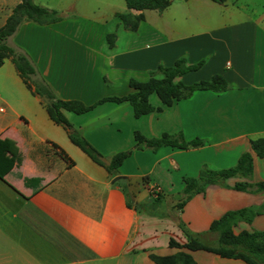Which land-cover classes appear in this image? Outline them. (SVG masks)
<instances>
[{"label":"crops","instance_id":"obj_1","mask_svg":"<svg viewBox=\"0 0 264 264\" xmlns=\"http://www.w3.org/2000/svg\"><path fill=\"white\" fill-rule=\"evenodd\" d=\"M19 1L0 0V26ZM73 1L47 6L61 20L42 25L24 20L7 38L26 49L56 98L90 105L123 96L130 79L145 81L157 65L177 58L201 64L176 80L190 84L218 74L227 88L195 90L138 117L126 100L102 101L80 114L63 110L104 163L128 152L110 174L70 141L4 58L0 143L13 145L7 155H18L19 161L0 178V264H157L152 256L180 251L194 264H247L176 244L188 235H206L212 220L243 207L259 213L250 223L239 221L233 232L264 230V156L249 147V139L264 136V0H170L161 10L128 8L123 0L97 14L71 12ZM117 13L141 18L131 29ZM153 94L147 101L158 107ZM134 131L146 138L180 132L202 143L136 149ZM242 152L251 154L250 176L218 179L176 206L183 176H195L203 165L230 167ZM129 163L135 171L126 169ZM116 175L124 176L122 184L111 182ZM238 182L248 190L233 188ZM257 183L263 187L249 190ZM151 184L160 189L158 202H167L163 215L138 208L152 199L146 189Z\"/></svg>","mask_w":264,"mask_h":264},{"label":"trees","instance_id":"obj_2","mask_svg":"<svg viewBox=\"0 0 264 264\" xmlns=\"http://www.w3.org/2000/svg\"><path fill=\"white\" fill-rule=\"evenodd\" d=\"M221 3L223 0H212ZM126 7L133 9H156L161 10L166 7L170 0H124ZM118 18L124 25L134 29L140 15L134 19H129L127 13H117ZM62 19L55 9L46 8L36 4L33 0H20L6 17L0 26V65L4 58H9L14 68L26 86V88L38 98L46 96L49 103H44L49 118L55 123L61 125L67 132L70 141L84 152L93 162L104 167L110 174L115 173V169L121 164L128 155L127 151H120L113 154L107 163H104L98 152L68 123L63 115V110L73 113H84L90 110L95 104L110 100L119 102L126 100L130 103L133 115L138 117L152 111H160L163 106L170 105L174 100H179L189 96L195 90L222 91L227 88L226 81L222 76L215 74L207 80H198L190 84H184L177 77L184 73L197 69L201 62L187 64L183 58H177L171 65H157L154 70L149 71V78L145 81L130 79L128 86L130 91L123 96L102 97L95 103L85 105L79 100H63L56 98L45 80L38 74L33 62L22 50L7 43L10 37L24 21H32L36 24H49ZM159 75V76H156ZM154 93L160 99L161 105L152 106L147 97ZM134 145L136 149L148 148L155 150L160 146H172L181 149L196 147L202 143L201 139L193 138L186 140L180 132L162 133L158 137L146 138L139 132L133 133ZM250 150L258 157L264 156V136L249 139ZM14 150V146L7 143H0V178L8 172L15 161H19V156H8L7 152ZM252 172V157L250 152H242L234 165L221 169H212L203 165L195 176H183L184 186L181 193L178 194V206L181 207L192 193H201L206 185L211 184L218 179L228 178L239 175L242 177L250 176ZM142 180H147L142 177ZM233 188L237 190H248L245 183H235ZM263 187L262 183L255 184L251 191L259 190ZM153 201H159L161 195L151 197ZM129 206L130 203L126 201ZM259 210L251 207H243L233 210H227L218 218L212 220L208 226L207 234H215L219 245L210 247L197 237L188 235L186 242L179 247L187 250H204L221 257L239 258L247 264H264V230H240L236 233L233 228L239 221L250 223ZM206 234V235H207ZM174 242L170 239L169 245ZM157 264H194L187 253L182 251L174 255L152 256Z\"/></svg>","mask_w":264,"mask_h":264},{"label":"rangeland","instance_id":"obj_3","mask_svg":"<svg viewBox=\"0 0 264 264\" xmlns=\"http://www.w3.org/2000/svg\"><path fill=\"white\" fill-rule=\"evenodd\" d=\"M35 1H36V4L43 3L44 5L42 6L48 8L47 6H50V5L53 6L54 2H56L57 0H35ZM122 2L123 0H74L73 1L74 8H72L71 12L78 13L79 10H88L89 12H95L96 14L97 13H107L111 5H116V3H119L121 5ZM14 42L15 43L12 44L14 47L16 48L18 47L19 50H22L25 54H27L26 49L20 45V42H18L16 38L14 39ZM7 43L10 44L8 40H7ZM135 166L136 165L134 163H129L126 169L128 171H135L136 170ZM117 182L118 184H122V179H118ZM176 206H178V202ZM166 207H167V202H158V201L150 200L148 201V203L142 204L138 208H140L141 213H146V211L151 210L152 212L154 211L153 213L155 214L162 213L161 215H163L165 212V209H167ZM197 238L210 247H217L219 245L215 234L201 235V236H198ZM76 249H77L76 250L77 252L75 253L80 254L81 253L80 250L78 248Z\"/></svg>","mask_w":264,"mask_h":264},{"label":"built area","instance_id":"obj_4","mask_svg":"<svg viewBox=\"0 0 264 264\" xmlns=\"http://www.w3.org/2000/svg\"><path fill=\"white\" fill-rule=\"evenodd\" d=\"M146 189L150 197H156L160 194V189L155 184L147 185Z\"/></svg>","mask_w":264,"mask_h":264},{"label":"water","instance_id":"obj_5","mask_svg":"<svg viewBox=\"0 0 264 264\" xmlns=\"http://www.w3.org/2000/svg\"><path fill=\"white\" fill-rule=\"evenodd\" d=\"M40 101H42V102H44L46 104H48L50 102L49 99L46 96L40 97ZM121 178H124V176H122V175H116V176H114L111 179V182H114V181H116L118 179H121Z\"/></svg>","mask_w":264,"mask_h":264}]
</instances>
